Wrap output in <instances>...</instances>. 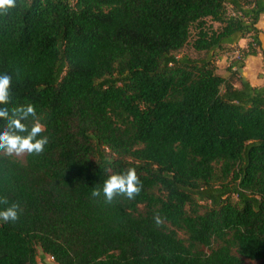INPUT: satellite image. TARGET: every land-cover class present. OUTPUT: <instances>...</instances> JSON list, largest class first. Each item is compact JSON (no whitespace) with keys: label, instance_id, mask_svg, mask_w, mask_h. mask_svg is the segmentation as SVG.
<instances>
[{"label":"trees","instance_id":"obj_1","mask_svg":"<svg viewBox=\"0 0 264 264\" xmlns=\"http://www.w3.org/2000/svg\"><path fill=\"white\" fill-rule=\"evenodd\" d=\"M261 17L264 0H17L0 15V107L34 105L49 138L23 161L0 153V210L21 209L0 221V264H264V86L236 73L257 53L247 43L228 76L213 62L245 37L259 48ZM192 29L200 56H177ZM129 168L134 199L92 196Z\"/></svg>","mask_w":264,"mask_h":264},{"label":"clouds","instance_id":"obj_2","mask_svg":"<svg viewBox=\"0 0 264 264\" xmlns=\"http://www.w3.org/2000/svg\"><path fill=\"white\" fill-rule=\"evenodd\" d=\"M17 7V0H0V15H6L11 9ZM12 77L0 74V105L10 102V89ZM31 118V124L25 123ZM0 120L4 127L0 129V153L5 156L41 155L49 138L43 135L45 126L37 117L36 109L32 104L18 105L11 110L0 107ZM142 185L134 168H129L122 173H113L104 181L102 189L93 188L92 196L103 195L105 203H112L115 197L124 196L134 199L141 192ZM0 204L8 205L7 198H0ZM21 209L13 203L0 210V221L14 223L19 219ZM156 225L161 223L159 215L153 217Z\"/></svg>","mask_w":264,"mask_h":264},{"label":"rangeland","instance_id":"obj_3","mask_svg":"<svg viewBox=\"0 0 264 264\" xmlns=\"http://www.w3.org/2000/svg\"><path fill=\"white\" fill-rule=\"evenodd\" d=\"M208 24L210 23L208 20L206 21ZM213 27L217 26L216 23H211ZM258 28L259 29V40H260V44H262L264 46V31H263V25H262V19L259 18V21L257 23ZM193 34H194V30H191V34L189 37V41L176 53L177 56H181V55H185L188 57H198L200 56V54H196L190 47V42L193 38ZM251 43L252 47L254 48V50L256 51V56H254V58L250 59V64H248L247 69L250 70V76L251 79L254 78L255 76V72L261 75V63H262V50L261 48L258 46H255V44H253L250 41L249 37H245L243 39H240L234 46H236L237 48H239L240 54L242 53V51L246 50V46L247 43ZM234 47H226L224 49H222L215 58H213V62L215 64V72L221 76H228L229 71L228 69L230 68V64L231 62H233V60H238V58L233 57L232 54V50ZM231 70H233V67L231 68ZM236 73L239 74V71L236 70ZM241 76V75H240ZM235 85V84H234ZM237 85V84H236ZM262 85H264V83H262ZM26 155V154H25ZM23 156H11L12 158H15L19 161H23L24 157ZM212 246H215V243L212 244ZM40 253V252H38ZM38 259V258H37ZM44 264H55L52 259L46 255H44ZM241 264H259L258 261H254V260H249V259H245V258H241Z\"/></svg>","mask_w":264,"mask_h":264},{"label":"crops","instance_id":"obj_4","mask_svg":"<svg viewBox=\"0 0 264 264\" xmlns=\"http://www.w3.org/2000/svg\"><path fill=\"white\" fill-rule=\"evenodd\" d=\"M261 19H262V25H263V17H261ZM263 31H264V27H263ZM259 35H260V33H259ZM260 48H261V50H262V52L264 54V46L262 44H260ZM252 58H254V56H246V57H244V59H243V67H241L238 70L239 71V75H241V77L243 79L247 80L252 86H264V85H262V83H264V61L262 60V63H261V66H260L261 71H263V72H261V75L255 72L254 78L251 79L250 70L247 69V66H248V64H250V59H252Z\"/></svg>","mask_w":264,"mask_h":264},{"label":"built area","instance_id":"obj_5","mask_svg":"<svg viewBox=\"0 0 264 264\" xmlns=\"http://www.w3.org/2000/svg\"><path fill=\"white\" fill-rule=\"evenodd\" d=\"M232 54H233V57L238 58V59L241 56L240 51H239V48H237L236 46H234V48L232 50Z\"/></svg>","mask_w":264,"mask_h":264}]
</instances>
